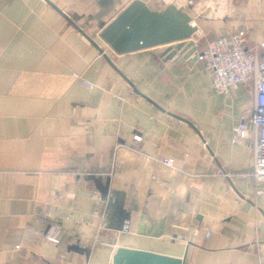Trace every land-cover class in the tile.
Listing matches in <instances>:
<instances>
[{
  "label": "crops",
  "instance_id": "crops-1",
  "mask_svg": "<svg viewBox=\"0 0 264 264\" xmlns=\"http://www.w3.org/2000/svg\"><path fill=\"white\" fill-rule=\"evenodd\" d=\"M132 1L0 0V264H114L119 247L264 264L252 137L232 143L253 84L218 92L200 45L116 53L100 34ZM143 1L183 7L203 38L264 41V0Z\"/></svg>",
  "mask_w": 264,
  "mask_h": 264
},
{
  "label": "built area",
  "instance_id": "built-area-1",
  "mask_svg": "<svg viewBox=\"0 0 264 264\" xmlns=\"http://www.w3.org/2000/svg\"><path fill=\"white\" fill-rule=\"evenodd\" d=\"M197 34H200L199 30ZM194 41L198 48L200 39L194 38ZM197 57L212 71L214 87L220 93L230 95L231 91L242 83L251 82L253 84L254 110L250 116H243L242 121L233 128L232 143L248 140L251 135L253 168L245 176L255 181L258 193H264V41L257 46L249 47L246 31L240 29L230 35L209 41L204 49L197 52ZM178 58V55L174 56V59ZM82 82L89 87L94 86L91 82L85 80ZM135 139L140 142L143 137L135 135ZM160 163L173 166L174 160L161 158ZM57 195L59 199L63 197L60 193ZM95 216L97 212H93L91 217L82 223L89 222ZM99 225L102 229L106 227L105 218ZM56 226L60 229L59 225L48 224L45 231L46 239H56L58 235L54 231Z\"/></svg>",
  "mask_w": 264,
  "mask_h": 264
},
{
  "label": "water",
  "instance_id": "water-1",
  "mask_svg": "<svg viewBox=\"0 0 264 264\" xmlns=\"http://www.w3.org/2000/svg\"><path fill=\"white\" fill-rule=\"evenodd\" d=\"M71 23L77 26L72 20ZM199 28L192 16L176 4L156 10L143 0H133L101 32L102 39L118 54L167 46L161 53L165 59L175 55L186 57L196 50L194 36ZM100 51L101 47L84 34ZM167 57V58H166ZM110 181L101 189L109 196ZM122 212V206H116ZM114 264H185L184 258L173 257L152 251L119 247L114 255Z\"/></svg>",
  "mask_w": 264,
  "mask_h": 264
},
{
  "label": "rangeland",
  "instance_id": "rangeland-1",
  "mask_svg": "<svg viewBox=\"0 0 264 264\" xmlns=\"http://www.w3.org/2000/svg\"><path fill=\"white\" fill-rule=\"evenodd\" d=\"M201 34H203V33H200V34H197V35H195V39L196 40H199L200 39V47L201 48H205L206 46H207V43L209 42V41H211V39L210 38H201L202 37V35ZM213 40V39H212Z\"/></svg>",
  "mask_w": 264,
  "mask_h": 264
},
{
  "label": "bare ground",
  "instance_id": "bare-ground-1",
  "mask_svg": "<svg viewBox=\"0 0 264 264\" xmlns=\"http://www.w3.org/2000/svg\"><path fill=\"white\" fill-rule=\"evenodd\" d=\"M204 10V9H203Z\"/></svg>",
  "mask_w": 264,
  "mask_h": 264
}]
</instances>
